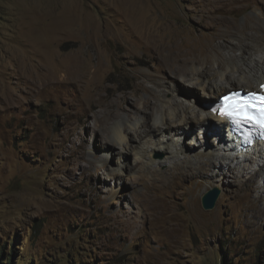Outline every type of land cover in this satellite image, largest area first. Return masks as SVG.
Listing matches in <instances>:
<instances>
[{
    "label": "rangeland",
    "instance_id": "obj_1",
    "mask_svg": "<svg viewBox=\"0 0 264 264\" xmlns=\"http://www.w3.org/2000/svg\"><path fill=\"white\" fill-rule=\"evenodd\" d=\"M224 17L242 30L259 24L264 35V0H0L3 260L264 264V171L241 174L225 160L221 167L209 162L205 153L216 152L218 142L214 126L194 125L184 136L199 144L180 154L190 176L172 170L171 156L159 151L152 159L163 164L149 168L144 149L153 141L135 140L132 151L114 156L108 142L138 116L108 121L94 100L122 101L128 93L127 107L137 113L147 97L138 89L154 86L151 76L186 89L182 77L160 73L151 50L170 41L165 27L184 29L185 37L197 30L209 41ZM72 71L87 75L70 84ZM167 98L154 101L155 117ZM215 188L216 205L206 210L203 197Z\"/></svg>",
    "mask_w": 264,
    "mask_h": 264
},
{
    "label": "bare ground",
    "instance_id": "obj_2",
    "mask_svg": "<svg viewBox=\"0 0 264 264\" xmlns=\"http://www.w3.org/2000/svg\"><path fill=\"white\" fill-rule=\"evenodd\" d=\"M219 24L221 26L216 32L211 33L209 41H204L197 30H192L189 37H185L184 29L180 33L171 32L170 27H165V34L169 36L170 41L158 45L154 51L151 50V57L156 61L160 73L165 74L168 70L174 77H182L187 86L186 89L177 83L169 82L168 84L164 79L151 76L154 86L147 87L142 83L138 89L146 93L147 97L141 99V106L137 113H133L127 107L128 93H124L121 97L122 101L94 99L97 106L103 108L104 118L108 121L121 118L122 123H126L133 119V116H138L135 119L138 122L131 125L122 124L116 130L112 141L108 142L107 146L114 156L120 157L122 153L132 151V143L135 140L140 143L153 141L156 145L152 149L143 148L149 159V168L153 170L163 164L164 161L152 159L153 154L159 151L171 156L172 170L178 171L180 176H190L189 171L182 168L180 154H186V150L192 151L199 144L195 140L183 142L184 136L189 137L194 125L200 128L214 126L217 131L215 140L218 142L216 152L209 147V151L205 153L209 162L221 167V161L225 160L230 170L240 168L241 174L248 170L264 171V143H255L250 150H241L239 141L229 132L226 134L228 123L216 117L211 105L212 101L217 102L220 96L234 90L264 91V35H259L261 29L259 24L254 32L242 30L227 17L222 18ZM146 26L140 27L150 42H154L152 37L155 34L147 33L150 27L147 29ZM234 36H241L236 44L233 43ZM159 39L164 40V37L159 36ZM231 47L232 50L229 49ZM235 49H238L240 53H235ZM73 73L74 71L66 73L67 83H79L81 78L87 75ZM236 74L238 77H235ZM160 82H166L167 85H160ZM88 83V85L94 84L92 80ZM235 86L238 87L234 88ZM195 89H199L202 95ZM162 94H170V98L163 100L164 110H160V114L155 117L154 101ZM203 97L208 101H205ZM122 113H125V116H122ZM132 133L137 136L136 139L131 136ZM177 133L181 136L175 137ZM109 155L110 153L104 157L108 158ZM240 158L243 159L244 165L239 163ZM164 185L166 183L162 181L161 188Z\"/></svg>",
    "mask_w": 264,
    "mask_h": 264
},
{
    "label": "snow or ice",
    "instance_id": "obj_3",
    "mask_svg": "<svg viewBox=\"0 0 264 264\" xmlns=\"http://www.w3.org/2000/svg\"><path fill=\"white\" fill-rule=\"evenodd\" d=\"M223 99V108L217 111L222 117L230 120L232 123L239 125L243 122L255 123L264 127V96L258 97L260 117L256 119L250 112L249 108H255L256 105H250L247 99L241 98L238 93L225 96Z\"/></svg>",
    "mask_w": 264,
    "mask_h": 264
},
{
    "label": "clouds",
    "instance_id": "obj_4",
    "mask_svg": "<svg viewBox=\"0 0 264 264\" xmlns=\"http://www.w3.org/2000/svg\"><path fill=\"white\" fill-rule=\"evenodd\" d=\"M241 92L245 95H248L249 93H259L264 96V91H253V92H245V90H234L231 91L223 96H220L217 102L212 105V110L215 113L216 117L224 119L228 123V128L226 131V134L229 132L230 135L233 138H236L239 143H240V148L241 150H250L251 147L255 145V143H264V136H262L260 133L256 138H253L250 142V133L253 132V125L255 123H248V122H243L239 125H236L232 123L230 120L226 119L225 117H222L219 112L217 111L218 109H221V105L219 103L223 102V97L229 95L232 92ZM248 131H251L250 133L247 134Z\"/></svg>",
    "mask_w": 264,
    "mask_h": 264
},
{
    "label": "water",
    "instance_id": "obj_5",
    "mask_svg": "<svg viewBox=\"0 0 264 264\" xmlns=\"http://www.w3.org/2000/svg\"><path fill=\"white\" fill-rule=\"evenodd\" d=\"M214 101L211 102V105H214ZM219 189H213L210 192H208L202 200L203 206L206 210L212 209L215 207L217 199L219 197Z\"/></svg>",
    "mask_w": 264,
    "mask_h": 264
},
{
    "label": "trees",
    "instance_id": "obj_6",
    "mask_svg": "<svg viewBox=\"0 0 264 264\" xmlns=\"http://www.w3.org/2000/svg\"><path fill=\"white\" fill-rule=\"evenodd\" d=\"M12 249H14V243L11 244ZM0 264H15L13 262V256L9 255L5 260H3V255L0 257Z\"/></svg>",
    "mask_w": 264,
    "mask_h": 264
}]
</instances>
